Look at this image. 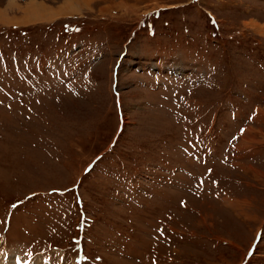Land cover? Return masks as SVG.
<instances>
[{"label":"rangeland","instance_id":"rangeland-1","mask_svg":"<svg viewBox=\"0 0 264 264\" xmlns=\"http://www.w3.org/2000/svg\"><path fill=\"white\" fill-rule=\"evenodd\" d=\"M0 264H264V0H0Z\"/></svg>","mask_w":264,"mask_h":264},{"label":"trees","instance_id":"trees-1","mask_svg":"<svg viewBox=\"0 0 264 264\" xmlns=\"http://www.w3.org/2000/svg\"><path fill=\"white\" fill-rule=\"evenodd\" d=\"M208 20H209V19H208ZM209 23H210L211 26H213V22H212V20H209ZM176 28H179V31H183L182 25H179V26H177ZM208 32H209V29H208Z\"/></svg>","mask_w":264,"mask_h":264},{"label":"snow or ice","instance_id":"snow-or-ice-1","mask_svg":"<svg viewBox=\"0 0 264 264\" xmlns=\"http://www.w3.org/2000/svg\"><path fill=\"white\" fill-rule=\"evenodd\" d=\"M213 23H215V22L213 21Z\"/></svg>","mask_w":264,"mask_h":264},{"label":"bare ground","instance_id":"bare-ground-1","mask_svg":"<svg viewBox=\"0 0 264 264\" xmlns=\"http://www.w3.org/2000/svg\"><path fill=\"white\" fill-rule=\"evenodd\" d=\"M32 9V8H31Z\"/></svg>","mask_w":264,"mask_h":264}]
</instances>
